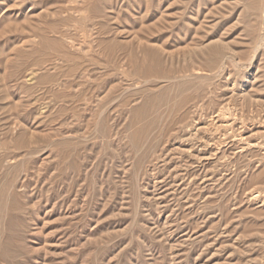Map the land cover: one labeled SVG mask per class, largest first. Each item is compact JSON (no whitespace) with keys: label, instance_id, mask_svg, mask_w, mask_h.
Masks as SVG:
<instances>
[{"label":"rangeland","instance_id":"rangeland-1","mask_svg":"<svg viewBox=\"0 0 264 264\" xmlns=\"http://www.w3.org/2000/svg\"><path fill=\"white\" fill-rule=\"evenodd\" d=\"M263 1L0 0V264H264Z\"/></svg>","mask_w":264,"mask_h":264},{"label":"bare ground","instance_id":"bare-ground-1","mask_svg":"<svg viewBox=\"0 0 264 264\" xmlns=\"http://www.w3.org/2000/svg\"><path fill=\"white\" fill-rule=\"evenodd\" d=\"M263 3H264V1H263ZM262 5H263V4H262ZM262 7H263V10H264V6H262ZM258 10H259V9H258ZM261 12H263V11H261ZM261 14H262V13H261ZM263 15H264V14H263ZM261 20H264V19H263V16H262ZM262 22H263V21H262ZM263 25H264V24H263ZM259 36H260V35H259ZM260 37H261V36H260ZM260 37H259V38H260ZM263 42H264V37L262 36V37L260 38V41H259V42L256 44V46L254 47V54L257 53L259 49L264 48V44H263ZM217 55H219V54H217ZM213 56H214V55H213ZM220 56H221V54L219 55V57H220ZM223 56H224V55H223ZM235 59H236V58H235ZM253 59H254V56H253V57L251 56L247 62H249V63H250V62H253ZM222 62H236V61L234 60L233 56L230 54V55H228V56L225 55L224 58L222 59ZM214 64H216V63H214ZM217 64H218V63H217ZM233 64H234V63H233ZM235 65H236V63H235ZM212 66H213V65H212ZM236 66H237V65H236ZM238 66H239V65H238ZM223 68H224V67H223ZM219 69H220V68H219ZM220 72H221V71H219V75H220ZM240 72H241V71H240ZM187 73H188V72H187ZM193 73H194V72H193ZM193 73H192V75L195 76L196 73H194V74H193ZM203 73H204V72H203ZM214 74H218V73L215 72ZM186 75H188V74H186ZM197 75H198V74H197ZM199 75H200V74H199ZM199 75H198V76H199ZM193 76H192V77H193ZM198 76H197V77H198ZM160 77H161V76H160ZM162 77H163V76H162ZM162 77H161V78H162ZM172 77H173V76H172ZM172 77H171L170 79H172ZM174 77H175V75H174ZM174 77H173V80H174ZM190 77H191V76H190ZM200 77H201V76H200ZM211 77H212V76H211ZM211 77H210V80H211ZM164 78H165V77H164ZM176 78H179V77H175V79H176ZM182 78H183V77H182ZM182 78H181V79H182ZM188 78H189V77H188ZM198 78H199V77H198ZM207 78H208V77H207ZM167 79H169V78H167ZM170 79H169V80H170ZM158 80H159V79H158ZM160 80H161V79H160ZM163 80H164V79H163ZM173 80H171V81H173ZM177 80H178V79H177ZM186 80H187V79H186ZM186 80H183V81H186ZM199 80H200V79H199ZM201 80H202V79H201ZM203 80H204V79H203ZM207 80H209V79H206V81H207ZM167 81H168V80H167ZM175 81H176V80H175ZM179 81H180V78H179ZM187 81H188V80H187ZM193 81H196V79H195V80L192 79L191 85H193ZM204 81H205V80H204ZM160 82H161V81H160ZM165 82H166V81H165ZM165 82H163V83H165ZM173 82H174V81H173ZM169 83H170V82H169ZM158 84H159V83H158ZM189 84H190V81H189ZM175 85H177V84L175 83ZM185 85H186V86H185ZM185 85H184V84L182 85V86H184V87H183L184 89H185V87H188L187 84H185ZM166 87H167V86H166ZM178 87H179V86H178ZM175 88H176V87H175ZM181 88H182V87H181ZM189 88H190V87H189ZM192 88H193V86H192ZM194 88H195V86H194ZM196 88H197V87H196ZM196 88H195V91H196ZM170 89H171V88H170ZM176 89H178V88H176ZM184 89L182 90L183 92L185 91ZM176 91H177V90H176ZM182 91H181V92H182ZM185 92H187V91H185ZM188 92H189V90H188ZM188 92H187V94L190 93V92H189V93H188ZM163 93H164V92H163ZM178 93H179V91L177 92V94H178ZM191 93H192V92H191ZM177 94H176V96L179 98V97H180V94H179V95H177ZM184 94H186V93H184ZM187 94H186V95H183V94H182V96L180 97V98H183V97L185 96V98H186V100H187V103H186V102H183V101L181 100V102L185 103V105H187L188 103H190V102L188 101V97H189V96H187ZM159 95H160V94H158V95L156 94V95H155V96H158V97H159L158 99L155 98V99L157 100V103L159 102V100L161 99V97L164 98V96H162L163 94H161L160 96H159ZM153 96H154V95H153ZM191 96L194 97L193 94L190 95V98H191ZM168 97H169V96H168ZM168 97L166 96L167 99H168ZM150 99H152V100L154 101L153 98H150ZM173 99L175 100V102H176V100H177V102L180 103V101H179L177 98L175 99V96H174ZM152 100H151V101H152ZM156 100H155V102H154V105H155V103H156ZM161 100H162V99H161ZM161 100H160V101H161ZM183 100H184V99H183ZM162 101L164 102V100H162ZM184 101H185V100H184ZM149 102H150V101H149ZM152 103H153V102H152ZM161 103H162V102H160V104H161ZM194 103H197V101H195ZM158 104H159V103H158ZM158 104H157V106H158ZM170 104L172 105L173 102L170 103ZM175 104H177V103H175ZM180 104H181V103H180ZM190 104H191V103H190ZM168 105H169V104H168ZM188 105H189V104H188ZM155 106H156V105H155ZM164 106H166V102L164 103ZM174 106H175V105H174ZM174 106H172V107L174 108ZM180 106H182V104H181ZM180 106H179V107H180ZM175 107H176V106H175ZM164 108H165V107H164ZM184 108H185V107L182 106V109H184ZM166 109H167V108H165V112H166ZM177 109H178V107H177ZM144 110H145V109H144ZM172 110H173V109H172ZM178 110H179V109H178ZM136 111H137V110H136ZM174 111H175V110H174ZM182 111H183V110H182ZM168 112H169V111H167V113H168ZM172 112H173V111H171V115L173 116L174 114H172ZM176 112H177V111L174 112L175 115L178 114V116H179V113H178V112H180V114H181V110H179L177 113H176ZM167 113H166V116H167V115H170V114H169L170 112H169L168 114H167ZM182 113L184 114V113H185V110H184V112H182ZM162 114H164V113H162ZM161 116H162V115H161ZM172 116H171V117H172ZM155 117H156V116H154V119H155ZM162 117H163V116H162ZM162 117H161V119H160V117H159L158 119H160V121H163V120H166V119H167V118L164 117L163 120H162ZM180 117H182V116H180ZM222 118H223V117H222ZM168 119H169L170 121L173 119V121L170 122V123L172 124V123L174 122V120L177 119V118H176V117H174V118L172 117V119H170V116H168ZM153 121H154V120H153ZM156 121H157V120H156ZM175 121H176V120H175ZM151 122H152V121H151ZM166 122H167V121H166ZM166 122H165V124H166ZM155 123H156V122H155ZM157 123H158V122H157ZM158 124H159V123H158ZM158 124H157V125H158ZM163 124H164V123L161 122V125H162V126H163ZM165 124H164L165 127L163 126V128H165L164 131L166 130V126H167V127L170 126V125H168V124H169V121L167 122L166 125H165ZM172 125H173V124H172ZM151 126H152V125H151ZM162 126L158 125L157 128H158V127H162ZM163 128H161V129H162L161 131H163ZM156 130H158V129H156ZM156 130H155V131H156ZM159 131H160V130H159ZM159 131H158V132H159ZM224 131H225V130H224ZM156 133H157V132H156ZM164 133H166V132H164ZM161 134H163V133H161ZM161 134H158V133H157V135H159V136H160ZM4 139H5V138H4ZM3 150H4V149H3ZM1 151H2V150H1ZM6 151H7V148H6ZM7 152H9V151H7ZM11 153H13V152H11ZM0 154H1V153H0ZM13 154H14V153H13ZM6 155H7V154H6ZM1 157L4 158L2 161H5L6 157H3V156H1ZM16 158H17V157H16ZM0 163H1V162H0ZM0 166H1V164H0ZM4 179H6V178L3 177V180H4ZM0 180H2V178H0ZM4 181L6 182V180H4ZM5 182H4V184L6 185ZM0 183H1V181H0ZM1 184H2V183H1ZM0 188H1V185H0ZM4 190H5V188H4ZM5 192H6V191H5ZM3 195H5V194H3ZM1 198H2V197H1ZM4 199H5V197H4ZM0 200H1V199H0ZM2 200H3V199H2ZM1 203H2V202H1ZM1 203H0V204H1ZM8 204H9V203H8ZM1 205H2V204H1ZM3 205H5V203H4ZM3 205H2V206H3ZM5 207H6V205H5ZM7 207H8V205H7ZM1 208H2V207H1ZM1 208H0V212H1V211L4 212V211L6 210V208H5V210H1ZM3 208H4V207H3ZM8 209H9V208H8ZM2 212H1V213H2ZM5 212H6V211H5ZM8 213H9V212H8ZM5 214H6V213H5ZM0 216H1V215H0ZM6 216H7V215H6ZM2 217H5V216H4V215L1 216V217H0V220H1ZM7 217H8V216H7ZM7 220H8V218H7ZM4 221H5V220H4ZM4 221H3V220L1 221V222L3 223V225L0 226L1 229H2V227H3L4 224H5ZM1 222H0V223H1ZM9 222H10V221H9ZM4 227H5V226H4ZM8 227H9V226H8ZM8 227H7V228H8ZM10 228H11V227H10ZM8 229H9V228H8ZM3 231H5V229H2L1 233H2ZM5 232H7V231H5ZM3 233H4V232H3ZM9 234H11V233H9ZM2 235H3V234H2ZM2 235H1V236H2ZM9 236H10V235H9ZM0 238H1V237H0ZM1 240H2V238H1ZM1 240H0V242H1ZM2 243H3V240H2ZM2 243H1V245H2ZM3 244H5V243H3ZM8 245H9V244H8ZM8 245H5L4 247L7 246L6 248H8ZM2 246H3V245H2ZM4 247L1 248V249H2V252H3V250H6V249H4ZM9 248H11V246H10ZM1 249H0V250H1ZM10 250H11V249H10ZM15 252H17V251L15 250ZM15 254H16V253H15ZM15 254H14V255H15ZM3 255H4V254H3ZM9 255H10V254H8V256H9ZM5 256H6V255H5ZM5 256H3V257H5ZM8 256H7V257H8ZM10 256H11V255H10ZM1 259H2V258H1ZM11 260H13V259H11ZM13 262H14V261H13ZM6 263H7V261H6ZM10 263H11V261H10ZM14 264H15V263H14Z\"/></svg>","mask_w":264,"mask_h":264}]
</instances>
